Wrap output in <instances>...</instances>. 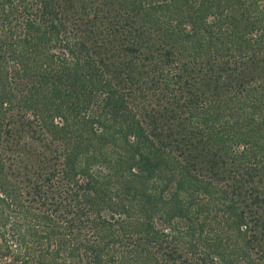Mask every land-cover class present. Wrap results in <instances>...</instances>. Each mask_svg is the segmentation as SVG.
Listing matches in <instances>:
<instances>
[{"label": "trees", "instance_id": "16d2710c", "mask_svg": "<svg viewBox=\"0 0 264 264\" xmlns=\"http://www.w3.org/2000/svg\"><path fill=\"white\" fill-rule=\"evenodd\" d=\"M0 264H264V0H0Z\"/></svg>", "mask_w": 264, "mask_h": 264}]
</instances>
